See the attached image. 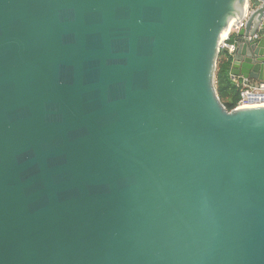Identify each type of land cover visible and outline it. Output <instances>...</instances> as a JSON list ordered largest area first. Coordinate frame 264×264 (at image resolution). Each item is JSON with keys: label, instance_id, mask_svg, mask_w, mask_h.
I'll list each match as a JSON object with an SVG mask.
<instances>
[{"label": "water", "instance_id": "water-1", "mask_svg": "<svg viewBox=\"0 0 264 264\" xmlns=\"http://www.w3.org/2000/svg\"><path fill=\"white\" fill-rule=\"evenodd\" d=\"M246 4L0 0V264H264V105L215 85Z\"/></svg>", "mask_w": 264, "mask_h": 264}, {"label": "built area", "instance_id": "built-area-1", "mask_svg": "<svg viewBox=\"0 0 264 264\" xmlns=\"http://www.w3.org/2000/svg\"><path fill=\"white\" fill-rule=\"evenodd\" d=\"M260 7V0H247L244 16L233 25L231 30L222 37L219 47L221 51H227L229 55H232L235 51L236 45L233 42V35L237 33L250 18V16ZM264 18L259 28L263 27ZM255 37H259L258 34ZM243 105L250 106H263L264 105V82H249L243 81V86L240 90V99L238 105L235 108Z\"/></svg>", "mask_w": 264, "mask_h": 264}, {"label": "trees", "instance_id": "trees-1", "mask_svg": "<svg viewBox=\"0 0 264 264\" xmlns=\"http://www.w3.org/2000/svg\"><path fill=\"white\" fill-rule=\"evenodd\" d=\"M231 63V55L227 51H221L217 61L215 85L221 101L228 110L238 105L240 90L243 86L242 80L232 77Z\"/></svg>", "mask_w": 264, "mask_h": 264}, {"label": "bare ground", "instance_id": "bare-ground-1", "mask_svg": "<svg viewBox=\"0 0 264 264\" xmlns=\"http://www.w3.org/2000/svg\"><path fill=\"white\" fill-rule=\"evenodd\" d=\"M226 33H227V32H226ZM226 33L223 34V37L226 35ZM247 107H252V106H250V105H248V106H246V105L241 106V108H247Z\"/></svg>", "mask_w": 264, "mask_h": 264}, {"label": "crops", "instance_id": "crops-1", "mask_svg": "<svg viewBox=\"0 0 264 264\" xmlns=\"http://www.w3.org/2000/svg\"><path fill=\"white\" fill-rule=\"evenodd\" d=\"M238 79L244 81L242 78H239V77H238Z\"/></svg>", "mask_w": 264, "mask_h": 264}]
</instances>
